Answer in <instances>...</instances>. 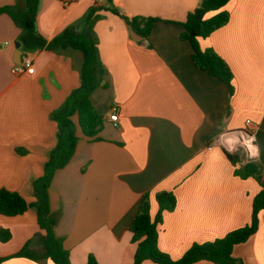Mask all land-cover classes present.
I'll use <instances>...</instances> for the list:
<instances>
[{
	"label": "crops",
	"instance_id": "obj_1",
	"mask_svg": "<svg viewBox=\"0 0 264 264\" xmlns=\"http://www.w3.org/2000/svg\"><path fill=\"white\" fill-rule=\"evenodd\" d=\"M63 1L41 2L37 28L47 40L70 27L81 31L95 3L108 5L106 0H68V6ZM201 1L113 0L128 17L158 20L148 39L137 36L121 17L99 12L103 17L94 31L105 79L90 98L105 120L101 140H88L78 128L76 151L50 187L51 208L59 215L55 234L63 239L71 264H86L90 255L99 264H133L136 244L129 227L147 192L152 218L159 210L157 192L176 196L174 211L162 215L158 239L160 250L173 260L194 244L222 238L251 221L261 186L253 178L235 176L237 168L217 139L251 121L255 163L264 173V0H231L228 24L200 39L201 48H212L229 65L233 95L223 81L194 65L192 47L181 39L183 23ZM24 4L0 0V6ZM20 33L8 15H0V189L32 202L33 183L57 143L51 115L80 85L82 56L73 50L25 55L21 47L35 72L17 74ZM113 108L118 109L117 127L109 119ZM1 229L12 234L10 241L0 242L2 259L41 232L35 209L15 217L0 214ZM232 255L243 264H264V210L258 231L235 245ZM0 264L42 263L21 257Z\"/></svg>",
	"mask_w": 264,
	"mask_h": 264
},
{
	"label": "trees",
	"instance_id": "obj_2",
	"mask_svg": "<svg viewBox=\"0 0 264 264\" xmlns=\"http://www.w3.org/2000/svg\"><path fill=\"white\" fill-rule=\"evenodd\" d=\"M231 0H202L200 6L189 13L183 23L184 32L181 39L190 43L194 65L202 71H210L223 81L233 95L235 92L234 76L226 61L212 48H201L200 39L209 37L215 31L226 26L230 13L226 6ZM42 0H25L23 7L0 6V15H8L21 33L19 42L26 55L33 51L63 52L73 50L82 56L80 67V85L73 90L62 106L51 115L58 127L57 143L50 152L44 165L43 174L33 183L32 202H28L20 193L0 189V214L15 217L29 209H35L40 234L28 241L24 247L8 258H28L38 263L51 261L53 264H71L70 253L63 246V239L55 234L59 215L54 213L50 203V187L55 173L63 169L72 159L79 141L77 129L90 141L101 140L99 134L104 126V117L98 113L91 102L92 93L101 86L105 79V69L100 58L98 37L94 26L103 16L101 11L111 12L121 17L132 31L143 39H148L155 18L128 17L113 6V0H106L108 5L95 3L84 17L81 31L67 28L52 40L45 39L38 31L37 16ZM106 86V85H105ZM76 118V121L74 120ZM224 150V149H223ZM230 162L236 167L237 156L225 151ZM239 168V167H238ZM235 169L234 174L242 179H255L261 189L253 199L252 216L248 225L229 232L226 236L203 244L191 246L182 258L173 260L162 252L158 245L159 225L164 212L174 211L177 199L172 191H160L155 194L158 213L152 218L150 193H144L137 206L134 218L129 227L132 242L136 244L133 264L152 261L156 264H195L209 261L214 264H243L233 257L235 245L246 242L259 229V214L264 210V173L255 162H250ZM12 234L7 229L0 230V242L7 243ZM36 249L32 248L34 245ZM86 264H99L90 255Z\"/></svg>",
	"mask_w": 264,
	"mask_h": 264
},
{
	"label": "built area",
	"instance_id": "obj_3",
	"mask_svg": "<svg viewBox=\"0 0 264 264\" xmlns=\"http://www.w3.org/2000/svg\"><path fill=\"white\" fill-rule=\"evenodd\" d=\"M63 2L65 6L69 5L68 0H64ZM14 72L17 74L33 75L35 72L33 60L29 56H23L22 62L14 65ZM109 119L115 127L118 126L119 114L117 108L112 109ZM217 141L229 154L237 156L238 165L242 166L250 162H255L258 157L254 126L251 125V121H247L246 128L240 129V132L235 134L224 133L218 137ZM211 149L212 145L209 150Z\"/></svg>",
	"mask_w": 264,
	"mask_h": 264
},
{
	"label": "water",
	"instance_id": "obj_4",
	"mask_svg": "<svg viewBox=\"0 0 264 264\" xmlns=\"http://www.w3.org/2000/svg\"><path fill=\"white\" fill-rule=\"evenodd\" d=\"M15 48L17 49V53H16V56H15L14 62L16 64H20L22 62L23 52L21 50V43L19 41L15 42ZM103 84H104V80L101 82V85H103ZM238 132H240V130L228 131L227 133L228 134H235V133H238Z\"/></svg>",
	"mask_w": 264,
	"mask_h": 264
},
{
	"label": "rangeland",
	"instance_id": "obj_5",
	"mask_svg": "<svg viewBox=\"0 0 264 264\" xmlns=\"http://www.w3.org/2000/svg\"><path fill=\"white\" fill-rule=\"evenodd\" d=\"M81 64H82V62H81ZM100 87H101V86H100ZM100 87H99V88H100ZM97 89H98V88H97ZM242 166H243V165H242ZM238 167L240 168L241 165H238V163H237V164H236V168H238ZM239 168H238V169H239ZM34 246H36V245H34Z\"/></svg>",
	"mask_w": 264,
	"mask_h": 264
},
{
	"label": "bare ground",
	"instance_id": "obj_6",
	"mask_svg": "<svg viewBox=\"0 0 264 264\" xmlns=\"http://www.w3.org/2000/svg\"><path fill=\"white\" fill-rule=\"evenodd\" d=\"M232 139V138H231Z\"/></svg>",
	"mask_w": 264,
	"mask_h": 264
}]
</instances>
